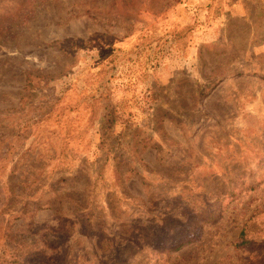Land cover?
Listing matches in <instances>:
<instances>
[{
    "label": "rangeland",
    "instance_id": "1",
    "mask_svg": "<svg viewBox=\"0 0 264 264\" xmlns=\"http://www.w3.org/2000/svg\"><path fill=\"white\" fill-rule=\"evenodd\" d=\"M24 234L26 264H264V0H0V256Z\"/></svg>",
    "mask_w": 264,
    "mask_h": 264
},
{
    "label": "trees",
    "instance_id": "2",
    "mask_svg": "<svg viewBox=\"0 0 264 264\" xmlns=\"http://www.w3.org/2000/svg\"><path fill=\"white\" fill-rule=\"evenodd\" d=\"M40 210V209H39ZM4 239L5 238H9L10 239V242H12L13 246H12V249L10 251L11 255H15L13 258H14V261L13 260H6L3 256H0V264H9V262H12V264H26V261L28 258L30 257H41V254L40 253H32V250L27 249V251L25 250L24 252L22 250L23 249V245L20 244V242H22V244H25L26 242L24 241V239H27L29 238L28 236L26 237V235L24 234L23 236H21L19 239L14 236H4L3 237ZM33 242V241H31ZM16 258V259H15ZM63 260L60 262V264H63ZM43 264H58V262H53V259H49L47 262H43Z\"/></svg>",
    "mask_w": 264,
    "mask_h": 264
}]
</instances>
